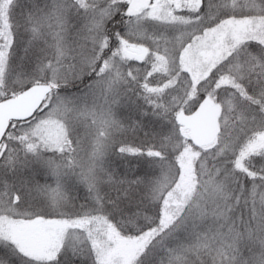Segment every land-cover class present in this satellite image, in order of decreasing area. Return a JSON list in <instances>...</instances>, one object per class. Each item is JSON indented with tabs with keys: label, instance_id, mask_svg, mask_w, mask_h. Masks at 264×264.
Wrapping results in <instances>:
<instances>
[{
	"label": "snow or ice",
	"instance_id": "obj_1",
	"mask_svg": "<svg viewBox=\"0 0 264 264\" xmlns=\"http://www.w3.org/2000/svg\"><path fill=\"white\" fill-rule=\"evenodd\" d=\"M0 264H264V0H0Z\"/></svg>",
	"mask_w": 264,
	"mask_h": 264
}]
</instances>
